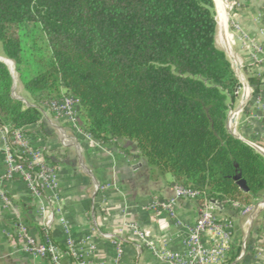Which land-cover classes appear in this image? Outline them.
<instances>
[{
  "label": "trees",
  "instance_id": "trees-1",
  "mask_svg": "<svg viewBox=\"0 0 264 264\" xmlns=\"http://www.w3.org/2000/svg\"><path fill=\"white\" fill-rule=\"evenodd\" d=\"M215 37L212 0H0L2 56L29 103L0 62V127L29 135L45 104L74 98L94 140L132 143L152 179L170 174L200 206L239 216L264 198V156L228 131L240 83ZM260 83L248 79L253 94Z\"/></svg>",
  "mask_w": 264,
  "mask_h": 264
},
{
  "label": "crops",
  "instance_id": "crops-1",
  "mask_svg": "<svg viewBox=\"0 0 264 264\" xmlns=\"http://www.w3.org/2000/svg\"><path fill=\"white\" fill-rule=\"evenodd\" d=\"M212 1L216 45L224 51L241 88L228 111L227 128L264 156V68L252 64L244 44L256 41L264 46L262 1ZM252 75L261 80L256 94L248 84ZM41 113L40 124L35 130L31 128L27 137L46 151L48 162L58 167L57 193L66 230L56 219L50 235L60 249L70 241L76 259L83 264H169L164 255L185 252L190 228L202 206L196 200H181L175 219L148 210L152 198L172 197L176 183L170 174L154 180L132 143L91 141L66 120L55 121L43 108ZM4 159L0 135V174ZM39 207L23 182L0 184V264H52L23 253L16 237V225L23 223L30 237L41 239L43 217ZM214 214L232 226L221 264H264V198L239 216L220 213L217 208ZM128 224L136 230L125 226ZM140 235L152 243L153 250L142 243ZM210 239L206 238V244ZM213 239L221 240L217 236Z\"/></svg>",
  "mask_w": 264,
  "mask_h": 264
},
{
  "label": "built area",
  "instance_id": "built-area-1",
  "mask_svg": "<svg viewBox=\"0 0 264 264\" xmlns=\"http://www.w3.org/2000/svg\"><path fill=\"white\" fill-rule=\"evenodd\" d=\"M262 11L264 18V0ZM245 41V40H244ZM249 51L252 64L264 68V46L256 41L244 43ZM237 89V94L240 91ZM77 101L74 98L63 96L58 101L45 104L42 108L47 110L55 121L66 120L85 138L93 141V138L86 134L79 126L77 112ZM0 135L4 144V168L0 174V184L11 181L23 182L30 194L32 201L39 203V213L43 217L40 240L32 238L27 233V227L23 223L16 225V237L19 242V249L33 258L49 260L52 264H83L76 259V255L70 241L66 242L65 248L60 249L52 240L50 231L57 219L66 230L65 221L62 218V208L58 188V167L46 160V151L35 147L23 129L11 130L9 127H0ZM103 189V188H101ZM99 190V187L96 188ZM198 191L184 186L175 185L173 195L167 199L152 198L148 204V210L154 214L167 213L175 219V208L179 201L196 200ZM216 206L204 202L199 214L190 228L183 254H166L163 260L169 264H221L227 254L228 242L232 226L227 221H219L214 214ZM135 231L134 225H125ZM211 236L210 243L205 240ZM219 237L220 242L214 241ZM109 238V237H107ZM142 243L153 250L151 242L140 235Z\"/></svg>",
  "mask_w": 264,
  "mask_h": 264
},
{
  "label": "rangeland",
  "instance_id": "rangeland-1",
  "mask_svg": "<svg viewBox=\"0 0 264 264\" xmlns=\"http://www.w3.org/2000/svg\"><path fill=\"white\" fill-rule=\"evenodd\" d=\"M21 40H22V48H23V52H22V60L25 62L27 61L28 57V47L30 44V37L28 35V32L26 30H21ZM0 61L5 62V64L7 65V67L9 68L12 76H13V96L15 99L19 100L20 102H22L25 106L28 105L29 103L26 100V94L23 91V88L19 82L18 79V75L15 72V66L14 63L11 61L6 60L5 58H3L2 56V52H1V47H0ZM25 94V96H24Z\"/></svg>",
  "mask_w": 264,
  "mask_h": 264
},
{
  "label": "water",
  "instance_id": "water-1",
  "mask_svg": "<svg viewBox=\"0 0 264 264\" xmlns=\"http://www.w3.org/2000/svg\"><path fill=\"white\" fill-rule=\"evenodd\" d=\"M0 62H2V61H0ZM2 63H4V62H2ZM247 103V101L245 102V104ZM228 131H229V133H231L235 138H237V139H239V140H242L241 138H240V136H239V134L238 133H236V132H234V131H231L230 129H228ZM243 141V140H242ZM250 145V144H249ZM253 148H254V146H252ZM259 153H261L262 154V152H260L257 148H255ZM234 179L237 181V185L244 191V192H247L248 191V189H247V187H246V184H245V182H244V180H242L241 179V175H240V173H238L235 177H234Z\"/></svg>",
  "mask_w": 264,
  "mask_h": 264
},
{
  "label": "bare ground",
  "instance_id": "bare-ground-1",
  "mask_svg": "<svg viewBox=\"0 0 264 264\" xmlns=\"http://www.w3.org/2000/svg\"><path fill=\"white\" fill-rule=\"evenodd\" d=\"M4 64H5V62H4Z\"/></svg>",
  "mask_w": 264,
  "mask_h": 264
}]
</instances>
